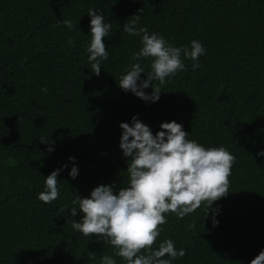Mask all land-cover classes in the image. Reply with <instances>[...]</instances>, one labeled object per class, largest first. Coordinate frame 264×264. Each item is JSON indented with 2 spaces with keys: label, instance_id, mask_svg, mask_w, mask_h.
I'll return each mask as SVG.
<instances>
[{
  "label": "trees",
  "instance_id": "1",
  "mask_svg": "<svg viewBox=\"0 0 264 264\" xmlns=\"http://www.w3.org/2000/svg\"><path fill=\"white\" fill-rule=\"evenodd\" d=\"M89 8L112 24L99 75L87 59ZM139 9L138 27L206 48L195 71L182 55L185 69L166 78L155 103L118 83L142 47L122 27ZM139 62L150 71L151 58ZM134 115L153 134L175 120L189 139L235 156L230 192L210 206L219 223L203 202L182 219L169 212L152 247L171 239L183 248L172 264H250L264 249V0H0V264H99L114 254L97 234L72 229L79 210L58 209L100 184L127 186L120 124ZM55 169L59 195L46 204L37 196Z\"/></svg>",
  "mask_w": 264,
  "mask_h": 264
},
{
  "label": "clouds",
  "instance_id": "2",
  "mask_svg": "<svg viewBox=\"0 0 264 264\" xmlns=\"http://www.w3.org/2000/svg\"><path fill=\"white\" fill-rule=\"evenodd\" d=\"M87 14L91 17L87 59L91 63V72L99 75L101 61L109 56L102 38L108 36L112 24L105 21L98 9L89 8ZM142 15L143 9H139L138 14L122 25L124 32L140 37L142 47L132 54V59L137 62L121 74L118 83L124 91L130 90L144 101L155 103L166 78L170 79L185 69L182 55L193 61L195 71L200 67L199 58L206 53V48L195 39L190 42V47L174 46L163 35L149 33L144 26L138 27ZM62 23L73 28L71 19H64ZM144 58H151L150 71L146 72L139 62ZM141 73L147 78L142 79ZM154 81H159V85ZM149 87L152 91L145 92L144 89ZM41 91L46 93L47 88L43 87ZM120 128V148L123 156L130 158L127 161V186L116 189L114 184H100L91 190L89 196L77 194L71 200V207L58 210L66 212L70 209L71 217H75L79 210L81 219L72 220V229L85 237L97 234L99 239L114 247V254L101 256L99 264H117L116 256L126 264H172L177 257L185 256L183 248L177 249L171 239H164L158 247H152L163 231L160 226L166 223V214L171 212L182 219L203 202L207 208L205 217L211 211L213 226H216L219 223L215 219L218 209L213 211L210 206L230 192L229 177L235 156L223 146L206 147L189 139L190 134L182 123L175 120L162 122L161 130L155 134L136 115L130 123L121 122ZM47 141L41 139V142ZM53 150V147L48 148L49 152ZM258 155L264 156V149ZM69 160L75 161V157L70 156ZM60 171L55 169L45 177L44 188L37 199L46 204L57 199ZM78 174V166L73 163L69 175L75 179ZM194 227V224L189 225V228ZM250 264H264V249Z\"/></svg>",
  "mask_w": 264,
  "mask_h": 264
}]
</instances>
